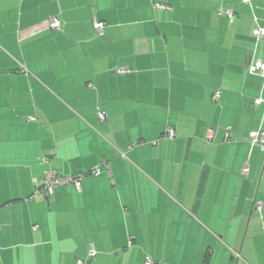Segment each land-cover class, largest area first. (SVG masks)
I'll return each mask as SVG.
<instances>
[{
    "label": "crops",
    "instance_id": "obj_1",
    "mask_svg": "<svg viewBox=\"0 0 264 264\" xmlns=\"http://www.w3.org/2000/svg\"><path fill=\"white\" fill-rule=\"evenodd\" d=\"M249 1L0 0V264H264ZM48 168L80 191L29 200Z\"/></svg>",
    "mask_w": 264,
    "mask_h": 264
},
{
    "label": "built area",
    "instance_id": "obj_2",
    "mask_svg": "<svg viewBox=\"0 0 264 264\" xmlns=\"http://www.w3.org/2000/svg\"><path fill=\"white\" fill-rule=\"evenodd\" d=\"M241 3L244 5H250L249 0H241ZM157 8H164L165 6L155 5ZM225 15L230 21L234 18V12L232 10H219L217 12V16ZM254 22H256V18L254 17ZM47 25L49 30L52 31H59L60 30V21L57 17H51L47 21ZM93 29L98 37H102L103 35V28L104 23L100 21H93ZM251 37L254 40V47L252 50V53L250 57L247 59V67L246 71L247 74L258 76L262 79H264V61L261 59L256 58V51L257 47L264 41V28L259 27L258 25H255L253 29L251 30ZM126 70H116L117 73H123ZM259 102V101H257ZM98 119L100 121L105 120V114L102 111H99L97 113ZM33 118H27V121H33ZM207 134V142L212 140V137L214 135L215 130L214 129H208ZM166 138H172V131L167 130L165 134ZM248 142L251 146H259L260 149L264 152V132H251L248 136ZM48 159H42V163L49 164ZM105 167L108 168V164L105 161H102L99 165V167ZM242 171L244 173L248 172V167L245 166ZM89 173L92 175H97L99 173L98 166H94ZM86 173H79L75 176H61L58 174L55 170L52 168H48L46 171L43 172V175L40 180H38L35 184L34 191L32 195L28 198L29 200H33L36 197H50L54 194L55 190L60 186H70L76 189L77 191H80V182L85 178ZM257 206H260V203L257 204ZM96 255V252L92 246L88 247V259L94 258ZM79 264H82L79 262ZM143 264H156L153 260L150 258H146Z\"/></svg>",
    "mask_w": 264,
    "mask_h": 264
},
{
    "label": "rangeland",
    "instance_id": "obj_3",
    "mask_svg": "<svg viewBox=\"0 0 264 264\" xmlns=\"http://www.w3.org/2000/svg\"><path fill=\"white\" fill-rule=\"evenodd\" d=\"M232 257H234L235 260L230 261V264H239V263H237L236 261H240L241 259L238 260L239 257L237 258V256H235V255H233V254H232ZM228 259L230 260V257H229ZM236 259H237V260H236ZM77 264H79V263H77Z\"/></svg>",
    "mask_w": 264,
    "mask_h": 264
},
{
    "label": "trees",
    "instance_id": "obj_4",
    "mask_svg": "<svg viewBox=\"0 0 264 264\" xmlns=\"http://www.w3.org/2000/svg\"><path fill=\"white\" fill-rule=\"evenodd\" d=\"M43 159H48V158H43ZM49 161H50V160H49ZM36 182H37V181H36ZM36 182H35V184H36ZM34 187H35V186H34ZM33 191H34V189H33ZM32 193H33V192H32ZM31 195H32V194H31ZM31 195H30V196H31Z\"/></svg>",
    "mask_w": 264,
    "mask_h": 264
}]
</instances>
